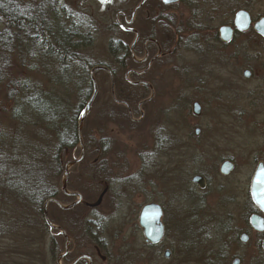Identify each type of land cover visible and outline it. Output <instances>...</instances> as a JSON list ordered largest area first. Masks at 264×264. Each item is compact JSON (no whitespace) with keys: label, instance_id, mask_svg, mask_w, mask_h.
I'll use <instances>...</instances> for the list:
<instances>
[{"label":"flooded vegetation","instance_id":"1","mask_svg":"<svg viewBox=\"0 0 264 264\" xmlns=\"http://www.w3.org/2000/svg\"><path fill=\"white\" fill-rule=\"evenodd\" d=\"M136 1L130 13L114 14V21L132 39L130 45L125 43L135 66L127 71L132 80L127 75L125 79L145 89L148 96L134 107L117 100L112 71L103 67L112 99L118 110H126L123 117L130 122L111 121L105 99L99 154L94 159L100 165L98 185H74L77 179L72 170L86 158L85 150L83 159L69 171L68 195L63 192V177L55 183L50 264H152L153 251L166 245L172 196L178 199L172 203L177 206L178 220L202 228L191 235L190 249H184L188 245L181 239L171 249L166 247V260L179 250L187 263L201 264L200 257H207L209 246L219 249L225 235L227 241L233 240L224 223L235 216L264 237L250 223L253 216L264 219L252 196L256 174L264 170V0H178L169 4L146 0L140 9L143 0ZM174 61L179 62L181 98H187V91L196 93L190 113L196 119L194 135L158 138L155 153L151 133L161 134L165 127L160 108H149L159 96L157 76L152 72L156 64L173 65ZM131 138L146 140L151 146L144 158L145 146L140 145L139 167L133 170L128 160ZM174 143L176 149L169 146ZM166 151L176 152L179 158L177 169L170 172L167 163L153 162L155 154L154 159L165 157ZM86 174L83 171L81 176ZM148 205L161 211L164 235L158 243L148 242L140 227L141 213Z\"/></svg>","mask_w":264,"mask_h":264},{"label":"trees","instance_id":"2","mask_svg":"<svg viewBox=\"0 0 264 264\" xmlns=\"http://www.w3.org/2000/svg\"><path fill=\"white\" fill-rule=\"evenodd\" d=\"M106 2L108 13L114 15L118 11L130 13L137 1L129 0L130 7L123 5L125 0H106ZM59 4L57 0H52L40 11L33 9L30 16H27L22 9L13 7L4 9L0 6V19H3L2 26L7 32L25 31L30 36L28 41L32 44L37 42L38 37L37 45L46 50L44 57L56 59L60 63L61 72L65 66L63 60L69 61L70 70L67 74L61 73L65 77L59 75L57 80L62 83L65 82L64 79L70 82L74 79L72 93L76 97L80 96L72 112L68 99L63 100L61 96H55L50 91L42 92L44 83L30 81L34 80L31 76L36 73V69L34 65L30 63L29 65L19 58H16L18 60L15 64L22 65L12 70L10 68L6 73L5 60L1 55H5V48L17 49L18 43L5 44L2 38L5 37V32L0 33V93H4V90L6 93V102L0 99V240L2 237L7 239L5 246L0 243V264H50V257H47L50 246L45 252L43 244L46 241L45 237L51 235V230L44 222L43 208L45 202L53 198L54 185L63 169L61 164L65 163L66 157L71 155L74 148L80 144L77 135L78 125L81 114L93 95L90 78L92 69L106 67L112 71L117 100L134 107L147 98L145 89L133 86L125 79V73L135 66L128 45L122 40L110 39L107 51L109 60L92 63L86 56L80 55V43H86V48L90 47L92 36L83 35L84 30L80 27L82 23H76L72 18L73 15L67 12V7ZM40 15H42L41 23L37 19ZM62 17L66 18L67 23L71 22L68 27L67 23L64 25L60 22ZM108 24L111 28L117 29L115 22L111 25L108 19ZM85 28L90 30L89 26ZM26 48L28 50V47ZM29 54L30 58H34L36 51ZM103 74L106 76L103 71L94 74V78L98 81V95L92 105V110H95V115L98 117L94 123H97L102 116L103 103L100 101L102 96L106 97V104L110 106L111 121L130 122L128 118L123 117L126 116V110H118V106L115 105L111 89H107L106 93L101 92L105 87L101 80L103 77L98 75ZM49 83H52V80ZM5 85L3 90L2 87ZM39 95H42L41 99ZM114 108L117 109L116 113ZM28 116L32 117L31 123L27 121ZM88 119L89 117L85 120L86 124ZM81 138L86 154L84 161L86 162L89 155L98 156L99 125L82 129ZM84 161L81 164L85 163ZM86 165L84 171H88V174L80 179L85 182L78 183L77 187L98 185L99 163H94L93 159L86 162ZM51 211L52 204L48 207V218L53 223ZM33 212L34 217L40 222L39 232L27 222ZM28 227H32V230ZM36 232L42 235V239H37L34 246L35 240L31 236Z\"/></svg>","mask_w":264,"mask_h":264},{"label":"rangeland","instance_id":"3","mask_svg":"<svg viewBox=\"0 0 264 264\" xmlns=\"http://www.w3.org/2000/svg\"><path fill=\"white\" fill-rule=\"evenodd\" d=\"M52 0H0V6L5 9V7H13V8H19L22 9L27 16H30V12L33 11V9L41 10V8L45 5H47ZM54 1V0H53ZM59 5H64V7H67V12H70V15H73L72 18L76 20V23H82L80 27L83 28V35H91L90 39V47H85L86 43L81 44L80 43V55L86 56L92 63H98L102 60H109L107 57L108 54V44L111 40H119L122 39L124 42H126L128 45L131 44L132 39L130 37L124 36L119 29L111 28L108 24V19L111 25H113L114 21V15L111 13H108L109 8L106 4V0H57ZM60 1V2H59ZM129 0H125L123 5L125 7L129 6ZM123 6V7H124ZM130 7V6H129ZM110 16V17H109ZM39 22L41 23L42 15L38 16L37 18ZM3 20V19H2ZM0 19V33L5 32V37L2 36L5 40V44H16L18 43L17 49L16 47H13V49H6L5 48V55H1V58L5 60V72L11 68L14 67H20L21 65L15 64V62L18 60L16 58L22 59L25 63H30L31 65H34L36 69V73L31 76L32 79H28V77H24L27 80L33 81V82H42L44 83V87L42 89L49 93L52 92L55 96H61L64 100L68 99V105H70L71 110L73 112L74 108H76V103L78 102V97L75 96L72 93V89H74V85L72 87V84L75 83L71 79V82L68 79H64L62 83L57 80L58 76L61 75L65 77L62 74H67L70 70L69 67V61L63 60V63L65 66L63 67V72L59 69V62L56 61V59H49L45 58V52L46 50H43L41 46H38V37L36 38L37 42L35 44L30 43L28 40V33L23 31L22 33H15L11 31L12 33L7 32V30L4 28L3 21ZM60 22L62 24H66V18L62 17L60 19ZM71 24L69 21L66 26L68 27ZM89 26V29H86L85 27ZM20 34V35H19ZM21 42V43H20ZM40 42V39H39ZM28 43V44H26ZM28 47V50L27 48ZM9 48V47H8ZM36 51V54L34 58H30V52ZM16 59V60H15ZM58 60V59H57ZM29 64V65H30ZM178 67L179 62L174 61L173 65H166L163 63L156 64L154 67V70L152 72V75H156V86L155 90L159 93V96L155 97L153 100L151 107L160 108L161 114V122L163 123V126L165 129L161 130V134L158 131H153L151 133V137H153V149L154 152L156 150V139L158 138H168L169 140L173 139H180L184 136L186 138L193 137L194 130H195V124L196 119L193 118L191 113V107L192 103L196 99V93L193 91H187L185 92V95L187 98H181L180 96V90H179V80L177 78L178 75ZM144 68V67H143ZM21 73V71H20ZM62 73V74H61ZM151 74V73H150ZM127 73H125V76ZM103 77L102 84L104 83L105 90H102V93H106L107 89H110V83L108 81V78L103 75H98V77ZM128 77V76H127ZM128 79H131L128 77ZM52 80V83H49ZM96 83H98L97 79L95 78ZM132 80V79H131ZM29 86V85H28ZM98 86V85H97ZM6 87L3 86L2 89L4 90ZM30 87V86H29ZM164 92V93H162ZM6 93L4 90V93H0V99H3L6 102ZM82 95V94H81ZM146 96H148L146 94ZM42 95H39V98L41 99ZM106 99L104 96H102V99L100 100L101 103ZM65 102V101H64ZM183 102V104L181 103ZM8 104V103H7ZM148 108V110H149ZM10 110V109H9ZM70 110V112H71ZM95 110H91L90 115L88 116L89 119L87 120V124H83L82 129L86 128H93L95 125H99V123L102 120V116L99 117V123H94V120H97V115H95ZM26 115V114H25ZM27 121L29 123L32 122V117L28 116ZM148 137V138H151ZM144 144L145 149L143 151L142 156L145 158L147 153L149 152V148L151 146H147L146 140H142L141 142L138 140H133V138L130 139V143L128 144V157H129V163L130 168L133 170L134 168L139 167V160H138V154H140L139 147ZM171 147H174L176 149L177 144L174 143V145H169ZM146 150V151H145ZM81 148L79 146L75 147L73 152H71V155L69 154L66 157L65 164L67 162L70 163L72 160L77 159L80 156ZM151 153V152H150ZM156 153V152H155ZM135 157V158H134ZM156 157H153L154 163H167L169 166V172L173 171L174 169H177V162L179 161L177 153H171L169 151H166L165 157L157 156V159H154ZM95 155H89L87 156L86 162H89L90 160L95 159ZM85 162V161H84ZM86 162L81 164V166L74 168L72 170V175L77 179L76 183L74 185H77L78 183L85 182L80 180L82 178V173L84 169H86ZM142 162H145L142 161ZM64 164V165H65ZM66 164V166H67ZM65 166V167H66ZM64 167L61 171L60 178L63 177ZM177 172V171H176ZM172 173V172H171ZM80 175V176H78ZM73 177V178H74ZM79 179H78V178ZM81 177V178H80ZM75 179V180H76ZM73 181V180H71ZM80 181V182H79ZM88 183V182H87ZM174 182H171L173 184ZM73 185V184H72ZM79 185V184H78ZM91 186V185H88ZM178 201L177 197L172 196L170 197V203H169V209L170 214L169 216L172 219L171 224H167V233H166V239H165V247L163 249H155L153 251V263L152 264H195V263H187L185 257H183L179 250H175L174 255L170 257V259L166 260L163 257L164 249L168 247L171 249V246L176 243L177 240L181 239L186 245H188L186 248H191V244H193L191 240V235H194L195 233L199 231L200 228H202L200 225L194 224L192 225H186L185 221L181 223L180 220L176 217L179 212L176 210V205H172L173 202ZM34 212L32 214V217L27 221L30 225H32L35 229L40 231V225L39 220L34 217ZM177 214V215H175ZM176 217V218H175ZM224 227H228L227 232H231L230 235L233 234V240L227 241V235H225L224 242L222 246L218 249L215 246H209L207 257L202 256L200 257L201 264H233V262L237 259L239 260V264H264V252L262 250V241L264 240L263 236H259V234L254 233L248 223L246 221L241 222L236 216L232 222H225ZM219 226H222L221 224ZM29 230H32V227H28ZM34 229V230H35ZM219 229V227H218ZM36 232L31 237L34 238L35 242L33 245L35 246L37 239H42V235L40 233ZM246 232L248 233V236L250 238V241L248 244H242L239 240L240 235ZM199 233V232H198ZM213 236L215 235L212 233ZM211 234V235H212ZM46 241L43 244L44 251L46 252L47 248L50 246V234L45 237ZM6 238L0 240L1 245L3 244L5 246ZM226 240V241H225ZM230 242V243H229ZM199 244V243H198ZM197 244V245H198ZM204 246V245H203ZM199 246H197L198 249ZM174 249H176L174 247ZM183 249V250H184ZM39 250V249H37ZM41 250V249H40ZM174 251V250H173ZM50 255V252H49ZM47 252V257H50ZM204 255V254H203ZM217 255V256H216ZM211 256H214L213 259H211ZM216 257V258H215ZM211 259V260H210ZM218 259V260H217ZM217 260V261H216ZM211 261V262H210ZM50 262V258H49Z\"/></svg>","mask_w":264,"mask_h":264},{"label":"water","instance_id":"4","mask_svg":"<svg viewBox=\"0 0 264 264\" xmlns=\"http://www.w3.org/2000/svg\"><path fill=\"white\" fill-rule=\"evenodd\" d=\"M145 1L146 0H143L137 9H140L142 7V5L145 3ZM165 2L167 4L176 3V2H178V0H166ZM103 69L106 70L103 67H95L90 72V78H91V82L93 84V95H92L91 99L89 100V102L87 103L85 109L83 110V112L81 114V119H80V122L78 125V136H79L80 147L82 149V153H81V156L78 160H75V161L68 163L66 168H65L64 178H63V192L66 195H68L67 181L69 178V170L72 167H74L75 165H77L78 162H80L84 157V147H83V142H82V138H81V129L83 127V124H84L86 118L91 113L92 105H93V103L97 97V94H98V87H97V83H96L95 78H94V73L99 71V70H103ZM143 85H145V84H143ZM194 112L197 113L196 106L194 107ZM223 172L226 173V171H223ZM252 196H253L255 203L260 207V211L264 214V170L262 168H260L256 174L254 184H253V189H252ZM51 202H53V200H48L45 202L44 208H43V218H44L45 224L50 229H53L54 227L48 218V206ZM71 208H72V206L65 208V210H69ZM160 217H161V211L156 205L146 206L141 213L140 227L143 229L145 238L147 239L148 242L158 243L164 235V230H163V227L161 226V223H160ZM250 223H251L252 229L255 232L264 233V219L262 217L253 216L251 218ZM248 241H249V237L245 234H242L241 242L246 244V243H248ZM262 246H263V250H264V241H263ZM168 257H169V253H167V255H166V258H168ZM234 264H238V261H235Z\"/></svg>","mask_w":264,"mask_h":264}]
</instances>
